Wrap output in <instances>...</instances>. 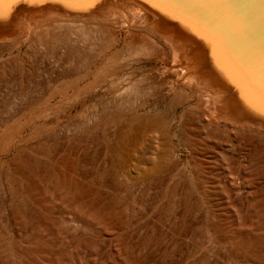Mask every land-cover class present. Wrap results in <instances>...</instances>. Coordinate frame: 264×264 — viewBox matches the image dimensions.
<instances>
[{"label": "rangeland", "instance_id": "1", "mask_svg": "<svg viewBox=\"0 0 264 264\" xmlns=\"http://www.w3.org/2000/svg\"><path fill=\"white\" fill-rule=\"evenodd\" d=\"M117 20L0 46V264H264V133Z\"/></svg>", "mask_w": 264, "mask_h": 264}, {"label": "bare ground", "instance_id": "2", "mask_svg": "<svg viewBox=\"0 0 264 264\" xmlns=\"http://www.w3.org/2000/svg\"><path fill=\"white\" fill-rule=\"evenodd\" d=\"M4 10L5 15L0 19V46L12 44L34 32L42 34L39 25L43 23L86 25L91 19H120L122 22L117 21L122 25L142 26L151 35H142L139 41L146 39L157 47L161 45L158 41L164 43L158 49V55L163 59L164 53H172L170 70H176L177 80L205 92L207 100L203 106L209 117L264 133V77L251 54L237 49L223 24L206 13L159 0H95L82 5H68L61 0H24L5 3ZM140 44V54L153 48ZM174 81L170 82L168 90H174L177 82ZM120 105L113 107L119 108Z\"/></svg>", "mask_w": 264, "mask_h": 264}, {"label": "water", "instance_id": "3", "mask_svg": "<svg viewBox=\"0 0 264 264\" xmlns=\"http://www.w3.org/2000/svg\"><path fill=\"white\" fill-rule=\"evenodd\" d=\"M159 1L179 3L218 19L233 37L237 49L251 54L254 64L264 77V0ZM21 2L24 0H17L15 3ZM154 3L168 6L158 1Z\"/></svg>", "mask_w": 264, "mask_h": 264}, {"label": "snow or ice", "instance_id": "4", "mask_svg": "<svg viewBox=\"0 0 264 264\" xmlns=\"http://www.w3.org/2000/svg\"><path fill=\"white\" fill-rule=\"evenodd\" d=\"M17 0H0V19H2L5 15L4 5L5 3H15ZM61 2L68 4V5H82L88 3H94L95 0H61ZM262 110H264V95H262Z\"/></svg>", "mask_w": 264, "mask_h": 264}]
</instances>
